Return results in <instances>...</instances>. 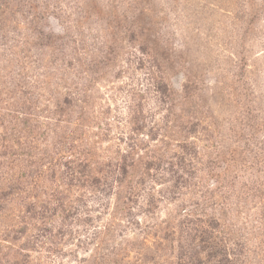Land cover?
Here are the masks:
<instances>
[{
	"label": "rangeland",
	"instance_id": "374dc122",
	"mask_svg": "<svg viewBox=\"0 0 264 264\" xmlns=\"http://www.w3.org/2000/svg\"><path fill=\"white\" fill-rule=\"evenodd\" d=\"M0 264H264V0H0Z\"/></svg>",
	"mask_w": 264,
	"mask_h": 264
}]
</instances>
